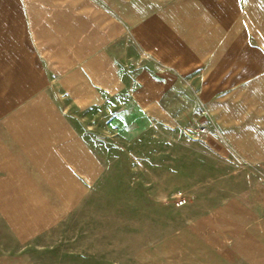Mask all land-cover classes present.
<instances>
[{"label":"crops","instance_id":"crops-1","mask_svg":"<svg viewBox=\"0 0 264 264\" xmlns=\"http://www.w3.org/2000/svg\"><path fill=\"white\" fill-rule=\"evenodd\" d=\"M128 46L145 69L119 82L139 85L140 112L166 94L189 108L197 73L206 140L264 177V0H0V220L19 242L69 208L93 165L96 84Z\"/></svg>","mask_w":264,"mask_h":264},{"label":"rangeland","instance_id":"rangeland-1","mask_svg":"<svg viewBox=\"0 0 264 264\" xmlns=\"http://www.w3.org/2000/svg\"><path fill=\"white\" fill-rule=\"evenodd\" d=\"M130 50L116 53L112 83L96 84L93 165L80 171L69 208L42 217L48 227L30 229L27 242L0 220V264H264L260 170L198 132L197 73L187 76L189 108L166 94L140 112L139 85L119 82L145 69ZM109 106L127 109L128 123L108 125ZM181 197L187 203L177 206Z\"/></svg>","mask_w":264,"mask_h":264},{"label":"built area","instance_id":"built-area-1","mask_svg":"<svg viewBox=\"0 0 264 264\" xmlns=\"http://www.w3.org/2000/svg\"><path fill=\"white\" fill-rule=\"evenodd\" d=\"M202 113L205 114L206 111L205 110H202ZM207 131V127L206 125L202 124L200 125L199 129H198V132L199 133H205ZM187 203V199L185 197H181L177 200V206H183Z\"/></svg>","mask_w":264,"mask_h":264}]
</instances>
